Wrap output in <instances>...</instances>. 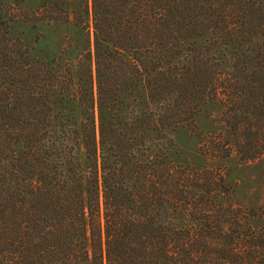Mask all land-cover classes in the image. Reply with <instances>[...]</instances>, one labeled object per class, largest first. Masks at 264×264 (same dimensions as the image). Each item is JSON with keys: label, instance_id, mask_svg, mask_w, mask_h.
<instances>
[{"label": "trees", "instance_id": "1", "mask_svg": "<svg viewBox=\"0 0 264 264\" xmlns=\"http://www.w3.org/2000/svg\"><path fill=\"white\" fill-rule=\"evenodd\" d=\"M30 1L0 4V264H264L256 210L174 140L213 103L264 153V0ZM41 23L77 38L43 56Z\"/></svg>", "mask_w": 264, "mask_h": 264}, {"label": "rangeland", "instance_id": "2", "mask_svg": "<svg viewBox=\"0 0 264 264\" xmlns=\"http://www.w3.org/2000/svg\"><path fill=\"white\" fill-rule=\"evenodd\" d=\"M0 4L3 15L34 8L30 0L21 7H15L14 0H0ZM24 31L28 37L35 38V31ZM38 33L41 40L37 53L43 56L57 54L67 38H77L70 27L56 24L41 23ZM220 113L218 104L206 103L196 115L194 127L177 130L174 135L177 160L219 174L224 180V203L233 208L256 210L250 225L255 229L264 227V153L254 161H245L235 151L230 130L221 121Z\"/></svg>", "mask_w": 264, "mask_h": 264}]
</instances>
